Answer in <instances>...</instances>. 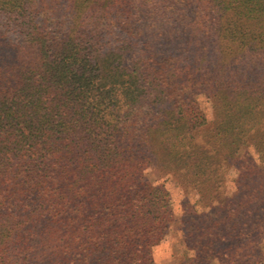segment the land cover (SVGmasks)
<instances>
[{"label": "trees", "instance_id": "16d2710c", "mask_svg": "<svg viewBox=\"0 0 264 264\" xmlns=\"http://www.w3.org/2000/svg\"><path fill=\"white\" fill-rule=\"evenodd\" d=\"M155 165L179 264H264V0H0V264H155Z\"/></svg>", "mask_w": 264, "mask_h": 264}, {"label": "rangeland", "instance_id": "374dc122", "mask_svg": "<svg viewBox=\"0 0 264 264\" xmlns=\"http://www.w3.org/2000/svg\"><path fill=\"white\" fill-rule=\"evenodd\" d=\"M199 102L202 109L206 112L208 119L212 122L216 116L212 101L208 97L201 95L199 97ZM252 150L254 152L253 148ZM254 153L255 155L258 154V152ZM146 173L153 183H163L170 190L176 216L175 222L171 225L170 232L166 239L154 247L153 254L155 264H179L183 256L190 253L186 248L179 220L181 215V202L187 197V193L178 177L173 174L165 173L158 165L149 167ZM229 173L230 174L227 176V184L229 189H231L233 187L232 179L236 177L237 174L234 170H231ZM190 199L192 202L196 201L197 196L195 193L191 194Z\"/></svg>", "mask_w": 264, "mask_h": 264}]
</instances>
